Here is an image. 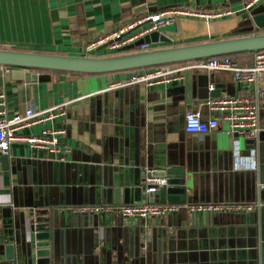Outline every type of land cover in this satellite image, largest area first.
I'll return each mask as SVG.
<instances>
[{"label": "crops", "instance_id": "1", "mask_svg": "<svg viewBox=\"0 0 264 264\" xmlns=\"http://www.w3.org/2000/svg\"><path fill=\"white\" fill-rule=\"evenodd\" d=\"M245 1L0 0V48L83 56L86 43L124 21L177 5L231 14L209 20L179 17L158 32L167 41L151 42L148 49L264 33L242 9ZM263 11L264 6L258 10ZM232 57L240 66L254 63V52ZM3 70L0 89L9 116L27 108H64L63 117L19 133L39 135L59 127L66 133L56 154L16 143L7 169L0 157V264L20 263L14 242L16 259L5 258L7 231L17 241L28 206L41 204L55 215L49 244L58 264H261L258 226L261 218L264 224V206L249 213L180 210L148 219L124 218L105 208L147 203L144 172L165 166L185 168V203L264 204V165L247 139L228 134L223 120L203 135L184 130L187 111L199 112L203 120L217 115L208 108L210 99L252 96L259 104V131H264V73L245 84L229 71L191 70L180 82L108 88L128 72L32 70L41 77L25 82L11 78L13 68ZM201 74L212 77L206 99L201 98L203 89L208 92L199 83ZM93 207L102 209L92 212Z\"/></svg>", "mask_w": 264, "mask_h": 264}, {"label": "built area", "instance_id": "2", "mask_svg": "<svg viewBox=\"0 0 264 264\" xmlns=\"http://www.w3.org/2000/svg\"><path fill=\"white\" fill-rule=\"evenodd\" d=\"M263 0H246L242 9L250 10ZM230 11L216 9L210 12L196 10L187 5L168 6L157 11H147L121 23L114 30L102 34L86 43L81 53L84 56H103L125 52V48L134 44L153 32H159L166 25L172 24L179 17L209 20L211 18L228 16ZM102 47V48H101ZM101 48V49H99ZM148 49L147 44L132 47L131 51ZM9 69H7L8 72ZM191 70H202L207 73L229 71L239 83H252L264 73V50L254 52V63L251 66L238 65L232 56H219L206 59L191 60L175 64L142 68L127 71L120 78L108 85V88H123L130 85H144L147 88L161 84L180 82L185 73ZM208 108L216 113L213 118L203 120L199 112L187 111L184 115V130L188 134L203 135L212 132L223 120L227 124L228 134H238L245 139H252L259 131V104L252 96L218 97L210 99ZM64 108L54 107L43 111L27 108L24 114L8 115L6 95L0 89V154L8 155L10 148L16 143H25L33 149H46L56 154L61 151L60 139L65 135L64 127L45 128L39 135H24L20 131L36 124L63 117ZM153 170L147 169L143 180V193H156L166 186L165 177L152 176ZM264 186V185H263ZM261 203H142L121 204L115 208H105L106 211H116L124 218L148 219L165 217L184 210L187 214L199 213H249L263 207ZM102 209V208H101ZM99 207L90 208L92 212L101 210ZM104 209V208H103ZM83 211V210H82Z\"/></svg>", "mask_w": 264, "mask_h": 264}, {"label": "water", "instance_id": "3", "mask_svg": "<svg viewBox=\"0 0 264 264\" xmlns=\"http://www.w3.org/2000/svg\"><path fill=\"white\" fill-rule=\"evenodd\" d=\"M263 6L264 0L257 3L250 10H244L250 17V21L254 24L255 30L264 28V11L258 12ZM156 41L166 42L167 40L158 32H153L126 47L123 53L103 56H70L0 48V85H3L5 81L3 68L6 67L13 68L10 72L13 80L19 79L25 82H34L41 75L32 74V70L79 74L117 73L264 50V33H258L175 47L131 51L132 47ZM198 80L199 83L205 86L206 91H208L206 94L205 90H202L203 96L201 98L206 99L209 96V84L211 83L212 77L202 76L201 74ZM246 143L255 147L258 159L264 165V131H258L252 139H247ZM0 157L1 167L7 169L11 159H8V155H0ZM185 173V168L182 167L165 166L161 167L160 170L154 171L152 176L165 177L167 179V185L160 188L157 193H148L147 203L184 204L186 202ZM146 176L145 171L143 180ZM47 206L49 205L28 206L27 218L19 229L20 235L17 241L12 235L13 231L11 229L7 231L8 242L4 245L6 259H16L14 254L15 244L19 246V264L59 263V259L56 258L55 252L50 247L51 244H49L50 237L52 241L54 236H51L49 230L56 227L55 215H53L54 212L47 208ZM263 213L264 208H261V214ZM258 232L260 238V259L261 264H264V224L262 218L258 226Z\"/></svg>", "mask_w": 264, "mask_h": 264}, {"label": "trees", "instance_id": "4", "mask_svg": "<svg viewBox=\"0 0 264 264\" xmlns=\"http://www.w3.org/2000/svg\"><path fill=\"white\" fill-rule=\"evenodd\" d=\"M230 56H233V55H230ZM46 72H48V71H46ZM126 72V71H125Z\"/></svg>", "mask_w": 264, "mask_h": 264}]
</instances>
